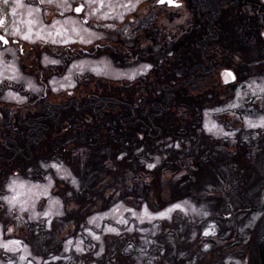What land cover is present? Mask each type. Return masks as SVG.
Listing matches in <instances>:
<instances>
[{"label": "trees", "instance_id": "16d2710c", "mask_svg": "<svg viewBox=\"0 0 264 264\" xmlns=\"http://www.w3.org/2000/svg\"><path fill=\"white\" fill-rule=\"evenodd\" d=\"M187 9L177 32L163 26L162 37L144 36L139 25L135 35L103 50L119 65L150 63L133 78L88 75L79 94L59 100H0V191L11 174L43 180L50 173L52 192L64 205L49 226L29 220L12 232L0 200L5 235L22 238L43 264H231L227 257L264 264V127L241 126L229 138L203 126L204 109L224 105L238 83L264 74V0H196ZM54 68L60 66L34 67L41 75ZM222 68L235 79L222 83ZM246 104L234 114L264 107L260 98ZM217 118L223 122L224 113ZM51 161L63 162L78 184L56 176ZM185 199L208 214L162 219L151 232L153 243L137 229L123 230L105 234L99 254L92 250L73 262L52 258L96 212L119 202L160 210ZM254 210L260 218L244 225ZM207 220L216 234L202 231Z\"/></svg>", "mask_w": 264, "mask_h": 264}, {"label": "rangeland", "instance_id": "374dc122", "mask_svg": "<svg viewBox=\"0 0 264 264\" xmlns=\"http://www.w3.org/2000/svg\"><path fill=\"white\" fill-rule=\"evenodd\" d=\"M119 9H122V12L120 15H115V22L110 23V27H113L115 31L112 34H108L103 30L105 25L102 22L97 34L98 39H93L90 35H84L87 33L82 27L77 33L70 31L62 36H54L53 34L51 37L48 36L51 49H53L52 45L55 46V43L51 42L53 38L58 42L67 39L70 44L66 51L65 61L62 58H57L54 54L46 52L42 54L41 60L39 59V64H44L43 66H60L58 71L54 69L41 75V73H36L32 67L27 69V66H24L21 69L16 63L5 61L2 54H0V100L23 104L29 102L30 96H40L42 93H49V97L59 100L64 98L67 91L71 89L72 92L76 90L75 94H79L80 92L77 90L80 84L79 81L82 78V80H87L88 75L121 79L133 78L145 72L148 69L145 66H150V63L142 60V58L126 65H119L107 53H103L106 47L116 46V38L121 39L124 37L122 16L131 12L133 8ZM100 11H105V8H101ZM127 42L129 41L127 40ZM76 43L82 44L81 46L85 51L79 50ZM93 44H97V46L89 48ZM57 46L62 45L58 44ZM74 49H77V51ZM88 50L90 52H86ZM46 57L48 60L45 59ZM49 60H57L59 63L52 64L48 62ZM228 73L231 72H226V80L233 78V74L231 73V76H229ZM8 82L16 85L7 86ZM251 98H260L262 105H264V74L259 75L258 78L252 77L247 81L238 83L233 97L224 105L204 109L203 126L205 130L215 136L233 138L239 132L241 126L245 129L255 128L250 127L249 123L259 125L264 120V107L262 111H258L253 105H250L256 111L255 114L243 111L234 114L233 111L247 107L246 101ZM220 113H224L223 122L217 118ZM240 135L243 136L244 133L240 132ZM50 165L56 176L74 185L78 184L77 178L63 162L51 161ZM54 183V176L50 173H46L43 180H33L17 174L10 175L6 184H4V191H0V200L4 212L13 221V223L7 225L12 232L17 222L26 223L29 220H43L45 226H49L52 218L62 214L64 211L63 202L58 195L52 192ZM175 205L181 207L175 208ZM168 209H173V211L169 212L166 217L161 218L160 213L167 212ZM178 212L193 218H201L208 214L203 206H198L189 199L172 203L160 210H150L146 206L135 208L119 202L103 212H96L89 216L86 226L77 235L68 237L64 241L61 255H53L52 258L57 259L61 256L63 260L73 262L77 259L81 260L84 254H88L92 250L95 254H99L103 250L104 235L119 233L123 230L137 229L142 232L141 239H144L146 244L153 243L151 232L154 231L156 226H159V222L162 219H171ZM259 218L260 211L254 210L247 216L244 225H252ZM202 227L203 232L216 234L217 226L215 223L207 220L204 225L202 224ZM244 228L243 226L240 228L242 233L245 232ZM109 229L114 231H109ZM193 235H195V231ZM13 241L19 243H12ZM4 244H8V249L0 246V264H43L46 261H42L40 256L33 255L29 245L22 238L17 235H5L3 224L0 222V245ZM207 244L209 245V243ZM228 261H231V264H242V260L236 257H227L226 263Z\"/></svg>", "mask_w": 264, "mask_h": 264}, {"label": "flooded vegetation", "instance_id": "af4514ba", "mask_svg": "<svg viewBox=\"0 0 264 264\" xmlns=\"http://www.w3.org/2000/svg\"><path fill=\"white\" fill-rule=\"evenodd\" d=\"M195 1L176 0V3L180 5L176 7L170 6L168 3H160L159 0H110V7H101L105 8V11L101 12L100 8L94 15L92 14L93 10L99 5H89L87 0H67V4L62 3L61 0H55L52 4L40 3V0H20L22 7H17V0H9L8 4L0 2V20L4 21V24L0 25V36L8 40L7 44L0 41V54H2L5 61L14 62L21 69L24 66H27V69L31 67L33 69L35 63L39 62V59L41 60L44 52L54 54L57 58H62L65 61V57H67L66 48L70 44L57 42L55 46L52 45L53 49H51L50 38L48 37L49 32L56 36V31L59 29L62 33L60 36H62L70 31L73 32V28L76 29L75 32L77 33L82 27L87 33L84 35H90L93 39H98L97 34L100 23L103 22V25H105L103 30L108 34H112L115 31L113 27H110V23L115 22V15H120L122 12V9L119 8H125L122 5H128V7L133 8L131 12L122 16L124 37L131 36L133 33L135 35V29L141 25L144 28V36L160 38L162 37L161 29L163 26H166V28L170 27L171 32H177L179 17L186 16L187 7L195 3ZM81 6H83V10L77 13L75 9ZM30 8H39L40 11L34 13V16H29L28 11ZM105 13L109 14L108 18H101ZM136 15H138V18L135 17ZM30 19L38 21L31 26V41L21 38L28 31L29 25L27 21ZM135 20L137 22L133 30L132 27L134 26L132 25ZM16 29H19L20 35L9 34L14 33ZM37 32H40L48 42H45V39H38L35 35ZM58 44L62 46H57ZM91 46H97V44ZM225 75L226 71L221 76L223 82L226 81Z\"/></svg>", "mask_w": 264, "mask_h": 264}, {"label": "snow or ice", "instance_id": "6c2138e0", "mask_svg": "<svg viewBox=\"0 0 264 264\" xmlns=\"http://www.w3.org/2000/svg\"><path fill=\"white\" fill-rule=\"evenodd\" d=\"M0 2H2V3H4V4H8V3H9V0H0ZM54 2H55V0H40V3H49V4H52V3H54ZM61 2L64 3V4H67V0H61ZM87 2H88L89 5H91V4H98V5H99V7L95 8V9L93 10V13H92L93 15H94L96 12H98V11L100 10L101 7H110V6H111V4H110V0H87ZM159 2H160V3H168L170 6H176V7H179V6H180L178 3H176V0H159ZM22 6H23V5H22V3L20 2V0H17V7H22ZM122 6H124V7H128V5H122ZM69 7H70V6H69ZM82 10H83V6H81V7H77V8L75 9V11H76L77 13L81 12ZM39 11H40L39 8H34V9L30 8L29 11H28V14H29V16H34V13L39 12ZM108 15H109V14L105 13L104 16L101 17V18H108ZM37 22H38V21H37L36 19H30V20L27 21V23H28V25H29V27H28V31H27V33H25V34H23V35L21 36L22 39H24V40H30V41L32 40V27H31V26H32L33 24L37 23ZM85 22H86V21H85ZM56 23H59V22H56ZM2 24H4V21H3V20H0V25H2ZM53 26H55V25H53ZM41 31H42V30H41ZM72 31L75 32L76 29L73 28ZM9 34L20 35V31H19V29H16L14 33H9ZM61 34H62L61 31H60L59 29H57V31H56V36H60ZM35 35H36V37H37L38 39H45V37H43V36L41 35L40 32H37ZM48 36L51 37V36H52V33L49 32V33H48ZM0 41H3L4 44H7V43H8V40L5 39L3 36H0ZM45 42H48V40L45 39ZM51 42H52V43H57L58 41H57L56 39L53 38V39H51ZM63 42H64L65 44H67L69 41H68L67 39H65ZM45 59L48 60L47 57H46ZM48 62H49V63H52V64L59 63V61H57V60H49ZM148 67H150V66H145V68H148ZM228 75L231 76V73H228ZM130 78H131V77H130ZM226 82H227V81H226ZM233 106H234V105H233ZM249 126H250V127H257V126H259V127H264V120H262L261 123H260L259 125L249 123ZM154 166H155V165H149V167H154ZM13 199H15V197H13ZM174 207H175V208H180L181 206H180V205H175ZM171 211H173V209H168L167 212L160 213V217H161V218L166 217V216L168 215V213L171 212ZM109 231H114V230H113V229H109ZM208 234H209L208 232H205V235H208ZM12 243H19V242H15V241H13ZM69 243H71V242H69ZM0 246L4 247L5 249H8V244H4V245H0ZM9 250H10V249H9ZM21 259H23V257H21Z\"/></svg>", "mask_w": 264, "mask_h": 264}, {"label": "water", "instance_id": "95a60500", "mask_svg": "<svg viewBox=\"0 0 264 264\" xmlns=\"http://www.w3.org/2000/svg\"><path fill=\"white\" fill-rule=\"evenodd\" d=\"M260 204H261L262 212L264 214V186H263V188L261 190Z\"/></svg>", "mask_w": 264, "mask_h": 264}]
</instances>
